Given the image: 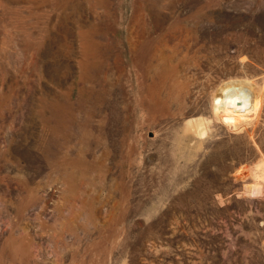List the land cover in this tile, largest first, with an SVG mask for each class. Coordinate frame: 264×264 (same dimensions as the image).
Listing matches in <instances>:
<instances>
[{"label":"rangeland","instance_id":"1","mask_svg":"<svg viewBox=\"0 0 264 264\" xmlns=\"http://www.w3.org/2000/svg\"><path fill=\"white\" fill-rule=\"evenodd\" d=\"M0 264H264V0H0Z\"/></svg>","mask_w":264,"mask_h":264},{"label":"bare ground","instance_id":"2","mask_svg":"<svg viewBox=\"0 0 264 264\" xmlns=\"http://www.w3.org/2000/svg\"><path fill=\"white\" fill-rule=\"evenodd\" d=\"M245 93L247 92H244L240 86H228L226 88H223L218 93L217 101L219 102L222 110H225L229 107L236 109H248L251 106V99L246 96ZM194 127L197 128V124H195ZM197 130L199 129L197 128Z\"/></svg>","mask_w":264,"mask_h":264}]
</instances>
